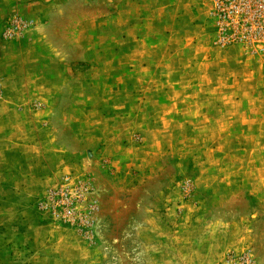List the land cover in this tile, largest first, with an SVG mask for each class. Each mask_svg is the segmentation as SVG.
I'll return each mask as SVG.
<instances>
[{
    "label": "rangeland",
    "instance_id": "obj_1",
    "mask_svg": "<svg viewBox=\"0 0 264 264\" xmlns=\"http://www.w3.org/2000/svg\"><path fill=\"white\" fill-rule=\"evenodd\" d=\"M0 264H264V0H0Z\"/></svg>",
    "mask_w": 264,
    "mask_h": 264
},
{
    "label": "built area",
    "instance_id": "obj_2",
    "mask_svg": "<svg viewBox=\"0 0 264 264\" xmlns=\"http://www.w3.org/2000/svg\"><path fill=\"white\" fill-rule=\"evenodd\" d=\"M237 14L241 15L245 12L242 8L237 9ZM234 16H227L225 14V19L230 21L233 25V34H229L228 36L224 37V40L228 41H234V40H241V41H247L252 40L254 38H258L257 32L254 28H251L250 25V18L248 16H236L235 12H233ZM258 16V13L255 15ZM251 24H255V21L252 20ZM261 29H263V26H261ZM258 31V30H257Z\"/></svg>",
    "mask_w": 264,
    "mask_h": 264
}]
</instances>
